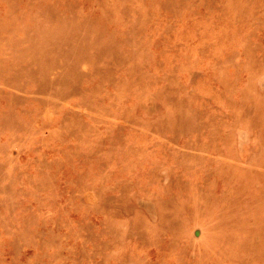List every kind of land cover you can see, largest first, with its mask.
Returning <instances> with one entry per match:
<instances>
[{"label": "rangeland", "instance_id": "obj_1", "mask_svg": "<svg viewBox=\"0 0 264 264\" xmlns=\"http://www.w3.org/2000/svg\"><path fill=\"white\" fill-rule=\"evenodd\" d=\"M0 264H264V0H0Z\"/></svg>", "mask_w": 264, "mask_h": 264}]
</instances>
